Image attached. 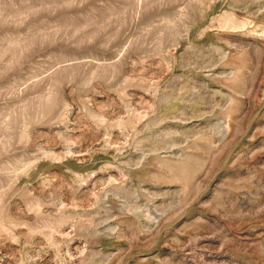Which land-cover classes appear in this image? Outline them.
<instances>
[{
	"label": "rangeland",
	"instance_id": "obj_1",
	"mask_svg": "<svg viewBox=\"0 0 264 264\" xmlns=\"http://www.w3.org/2000/svg\"><path fill=\"white\" fill-rule=\"evenodd\" d=\"M0 264H264V0H0Z\"/></svg>",
	"mask_w": 264,
	"mask_h": 264
}]
</instances>
